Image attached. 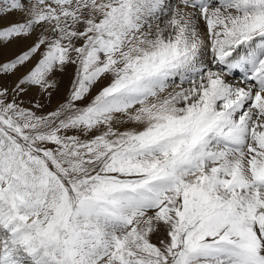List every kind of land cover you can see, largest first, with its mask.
I'll use <instances>...</instances> for the list:
<instances>
[{"label":"snow or ice","instance_id":"snow-or-ice-1","mask_svg":"<svg viewBox=\"0 0 264 264\" xmlns=\"http://www.w3.org/2000/svg\"><path fill=\"white\" fill-rule=\"evenodd\" d=\"M0 264H264V0H0Z\"/></svg>","mask_w":264,"mask_h":264}]
</instances>
